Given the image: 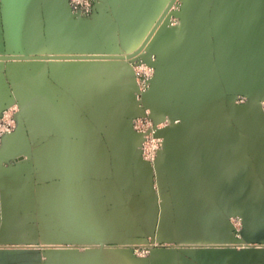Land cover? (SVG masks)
Wrapping results in <instances>:
<instances>
[{
	"label": "crops",
	"instance_id": "obj_1",
	"mask_svg": "<svg viewBox=\"0 0 264 264\" xmlns=\"http://www.w3.org/2000/svg\"><path fill=\"white\" fill-rule=\"evenodd\" d=\"M170 1L99 0L98 21L81 26L65 0H0V110L10 93L20 108L0 148L17 160L0 165V242L37 238L36 221L45 242L178 246L153 250L150 264H264V115L231 99L264 96V0H181L179 25L152 31ZM148 37L157 76L145 104L155 121L182 120L161 132L153 167L130 129L127 59ZM31 255L0 251V264ZM45 255L140 264L127 250Z\"/></svg>",
	"mask_w": 264,
	"mask_h": 264
},
{
	"label": "rangeland",
	"instance_id": "obj_2",
	"mask_svg": "<svg viewBox=\"0 0 264 264\" xmlns=\"http://www.w3.org/2000/svg\"><path fill=\"white\" fill-rule=\"evenodd\" d=\"M67 3V2H66ZM99 4V0H96V3L93 5V11L96 8V5ZM181 8V0H174L172 6L170 7L167 16L164 17V19H168L167 26L168 28L178 26L180 23L178 13ZM90 19V18H89ZM164 19L162 21H164ZM148 37L144 42V48L139 56L133 58L129 63L128 67L132 73L133 80H134V90H133V100L136 105L137 112L135 116L131 119L130 129L131 132L136 134L133 131V124L134 122L142 123V125L146 126L148 123V126H157L158 124H164V128L168 125V120L165 118V120L161 123H155L153 117L150 115V111L148 108L145 107L143 104V99H146L147 95H144L142 97L138 96L137 98V83H142L144 81L145 74L151 75V79L148 82V87L146 92L151 88V82L153 81V78H156V72L157 69L155 67V56H153L150 51L148 50ZM142 56V57H141ZM8 84V83H7ZM260 90L264 88V81H259ZM145 92V93H146ZM258 97V96H257ZM11 102L7 104L4 108L0 110V116L2 115L3 119H1V126L5 127L7 125L13 124V130L10 131V133H1L0 134V148L2 147L4 141L7 139L6 137L12 136L18 129V120L17 116L19 113V101L16 97L11 95L10 93ZM236 103L238 105L246 104L249 100L248 97L239 96L236 97ZM259 105L261 106L262 113L264 115V102L257 100ZM145 110H148V115L145 114ZM171 121L177 123V119H172ZM169 123H172V122ZM150 124V125H149ZM151 126V128H152ZM146 128V127H145ZM163 129V128H162ZM161 129V130H162ZM137 135V134H136ZM162 139V138H161ZM163 141V139H162ZM162 154V153H161ZM141 158V157H140ZM0 160H4L2 155L0 154ZM142 160V159H141ZM22 162L23 159H18V162ZM144 163L148 164L144 160H142ZM17 162L14 159H8L7 162L2 163V166H14ZM150 167H153V164H148ZM229 222L232 226V233L235 238H239L241 230H242V220L238 216H231L229 218ZM34 224V228L37 230L35 236L37 238L32 240H22L18 242H0V251H10V250H20V251H27L34 253L36 256H22L24 259L22 260L21 264H38L37 261H32L33 258L37 257V260H40V263L43 264V262L47 261V257L45 255V252L48 250H61V249H76V250H84L88 248H96V249H102V250H127L128 253L131 255L129 256L130 260H133L134 262H139L140 264H150L152 251L157 249H171V248H178L176 244H169V243H161L156 241V239H153L152 236H148L145 238L143 242H129L127 244H118L117 242L108 241V242H102L99 244H78V242H55V241H42L40 239L42 236L38 235L39 231V224L36 221L32 222ZM45 227V226H43ZM48 229L52 230V233L55 232L54 225L46 226ZM53 234L46 235L43 233V237L50 236ZM41 236V237H40ZM258 245V244H257ZM88 247V248H87ZM255 247V246H253ZM5 262L7 263L6 259L4 258ZM16 261H10L9 264H16ZM19 263V262H18ZM8 264V263H7Z\"/></svg>",
	"mask_w": 264,
	"mask_h": 264
},
{
	"label": "built area",
	"instance_id": "obj_3",
	"mask_svg": "<svg viewBox=\"0 0 264 264\" xmlns=\"http://www.w3.org/2000/svg\"><path fill=\"white\" fill-rule=\"evenodd\" d=\"M69 10L75 19H89L93 14L94 4L96 0H66ZM151 79V75L145 74L144 81L142 83H137V98L138 96L142 97L145 94L148 82ZM145 114L148 115V110H145ZM3 119L2 115L0 116V122ZM1 124V123H0ZM150 125V124H149ZM152 126V125H151ZM148 126L142 125V123L134 122L133 131L141 137L140 145L138 147L139 155L142 160L148 164H153L156 160L159 152L162 150V139L156 135L158 131L164 128V124H158L157 126L151 128ZM146 127V128H145ZM13 130V124L2 127L0 125V134L1 133H10Z\"/></svg>",
	"mask_w": 264,
	"mask_h": 264
},
{
	"label": "water",
	"instance_id": "obj_4",
	"mask_svg": "<svg viewBox=\"0 0 264 264\" xmlns=\"http://www.w3.org/2000/svg\"><path fill=\"white\" fill-rule=\"evenodd\" d=\"M173 1H174V0H171V1L169 2V4L166 6V8H165V10L163 11L162 15L158 18V20H157V21L155 22V24L153 25V29H152V31H155L160 25H162V20L164 19L165 16H167L168 11H169L170 7H171L172 4H173ZM65 2H67V1L65 0ZM66 5H67L68 12H69V15H70L71 19H72L73 22H75L76 24L81 25V26H84V25H90V24H93V23H95V22L98 21V15H97L95 9H94L93 14H92V16H91L90 19H84V20H83V19H75L74 16L71 14V12H70V10H69V7H68V4H67V3H66ZM176 27H177V26H175V27H171V29L174 30ZM144 45H145V42H143V43L139 46V48H138L133 54H131L129 57H127V59L130 60V59H133V58L139 56L140 53L142 52L143 48H144ZM141 57H142V56H141ZM156 76H157V72H156ZM155 79H156V78H153V81L151 82V88H152V85H153ZM151 88H150V89H149L144 95H147V94L149 93V91L151 90ZM248 98H249V100H255V101L260 100V101H263V102H264V96H262V95L259 96V97H256V98H252V97H248ZM231 99H236V98H235V97H232ZM143 102H144L143 104L145 105V107L148 108L147 105L145 104V100H144V99H143ZM148 109H149V108H148ZM149 111H150V109H149ZM150 115L152 116L151 111H150ZM166 118H167V120H168V125H167L165 128H163L162 130H160V131H158V132L156 133V135L159 136L160 138H163L162 135H161V132L164 131L166 128H168V127H170V126H173V125H177V124L182 123V120H181V118H179V117H176V118H177V121H178L177 123L171 121L173 118H175V117H173V116H167ZM164 120H165V118L162 119V120H160V121H155V120H154V122H155V123H161V122H163ZM170 121H171L172 123H169ZM133 134H134V133H133ZM134 135H135L136 138L138 139V144H137V147H136V152H137L138 156L140 157V155H139L140 153H139L138 147H139V145H140L141 137L138 136V135H136V134H134ZM6 138H8V137H6ZM163 151H164V144H163V141H162V150L159 152V154H158L156 160L154 161V164H155V162H156V161L162 156ZM161 153H162V154H161ZM14 160H15V159H14ZM7 161H8V160H6V159H4V160H0V165H1L2 163H4V162H7ZM16 162H17V160H16Z\"/></svg>",
	"mask_w": 264,
	"mask_h": 264
}]
</instances>
